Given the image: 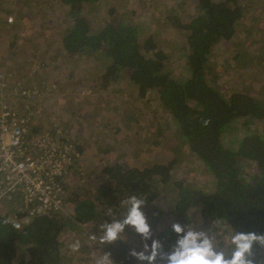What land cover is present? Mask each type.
<instances>
[{
    "label": "trees",
    "instance_id": "1",
    "mask_svg": "<svg viewBox=\"0 0 264 264\" xmlns=\"http://www.w3.org/2000/svg\"><path fill=\"white\" fill-rule=\"evenodd\" d=\"M191 1L194 13L188 19L182 15L184 4L179 11L164 17L184 32L188 76L175 77L171 73L164 64V51L158 48L151 33L144 32L140 22H131L126 17L122 0L105 5L109 18L98 28L92 27L86 11L96 13L99 9L92 7L99 4L102 7L100 0H61L71 18L61 43L67 55L97 53L96 58L104 63L99 87L118 81L126 73L140 97L154 89L161 107L170 114L172 129L178 131L181 140L187 143L189 154L196 156L209 175V188L174 177L178 157H154L152 153L149 156L152 159L133 165L114 160L103 166L106 177L94 194L74 200L69 215L64 212L14 214L10 202H5L0 207V264H65L59 240L65 224L73 229L91 224L93 231L103 225L105 230L109 224L123 223L131 214L132 198L143 201L140 210L150 225L151 239H143L142 244L148 248L157 240L165 251L171 250L177 239L174 223L187 229H192L193 222L200 223L193 230L203 225L215 224L214 229L225 225L231 229L230 239L238 234L264 235V100L235 87L224 93L209 78L216 68L211 60L216 44L220 40L234 42L237 25L243 24L247 17V7L261 6L264 12V4L260 0L248 1L245 6L244 0ZM261 57L264 59V54ZM23 86L44 90L43 85ZM133 117L131 114L123 117V124ZM237 120L245 125L241 131L235 124ZM258 120L262 127L255 123ZM68 136L82 153L81 139L74 133ZM105 147L107 151L109 143ZM81 157L70 165L72 169L79 165ZM170 188L173 200L169 210L156 203L147 205ZM131 230V226H125L116 241L103 243L112 264L144 262L131 254L133 250L143 251L138 242L141 234ZM19 248L24 255L15 260ZM229 249L232 251L227 255L231 256L236 245ZM251 251V258L260 264L264 246L254 242Z\"/></svg>",
    "mask_w": 264,
    "mask_h": 264
},
{
    "label": "rangeland",
    "instance_id": "2",
    "mask_svg": "<svg viewBox=\"0 0 264 264\" xmlns=\"http://www.w3.org/2000/svg\"><path fill=\"white\" fill-rule=\"evenodd\" d=\"M112 1L100 0L102 7H100V4L92 7L96 10L99 9L96 13H88L86 11L92 27L93 25L94 28L100 27L109 18L105 5ZM122 1V8L127 9L126 17H129L131 22H140V25L145 28L144 32L151 33L158 48L164 51L166 54L164 64L171 73L175 77L188 76L189 71L184 60V32L174 27L171 22H167L164 17L179 11L181 5L184 4L182 15H184V19H188V15L194 13L193 2L191 0L185 3H183V0ZM248 1L251 2L252 0H244V6L248 5ZM260 1L264 4V0ZM21 6H24V8ZM15 7L17 12L22 10V12L27 14L31 11L29 16L34 17L35 20H28L21 24L16 19L18 13L14 11ZM67 10V5L61 0H0V15L4 14V18L9 23L17 25L14 27L15 30L11 29L13 32H20V30L24 32L26 29H20V27H32L38 22L36 26L40 30L43 27H47L58 36L61 32H64L65 26H68L71 22ZM246 13L247 17L243 24L237 25L236 37L232 40L234 42L220 40L216 44L211 58L215 62L216 68L209 78L224 93H229L235 87L248 91L262 101L264 100V59L261 57V53L264 54V12H261V6L258 8L248 6ZM9 17H12V20H9ZM5 41V38L1 37L0 45ZM58 55L60 56L57 59L58 67L53 65L47 70L56 76L59 75L58 79H51L49 84L41 83L42 85L46 84L47 88L43 90V94L38 88L40 94L35 100L30 102L34 110V117L31 121L32 130L43 131L51 127L54 122H57L62 126L63 133L66 135L72 133L70 130L74 128V123L64 126L61 113L65 109H60L62 104H65V107H70L71 99L74 98V95H72L73 90L64 88V77H69V74L77 78V82H81L79 80L83 79L81 75L88 76L89 74L90 80L81 91L82 103L80 109L83 110L82 107H88V104L92 107V110H96L93 116L91 115L87 118L86 122H81L83 126L86 124V130L83 135L74 133L78 139L81 137V146L84 147V143H86L88 149L85 152L83 149L79 165L63 176V185L66 190L65 214L69 215L72 213L74 200L91 197L94 194L96 187L106 177L103 166L115 159H121L133 165L144 164L146 160L152 159L153 157H149L152 153H154V157H178L173 176L184 179L192 185H205L206 188H209V185H207L209 175L202 168V164L200 165L194 158L196 156L189 154L190 150H188L187 143L181 140L178 131L172 129L171 124H169L170 114L161 107L158 95L154 89L148 90L144 97H140L136 87L131 84L126 73H122L118 81L109 83L107 88L99 87L100 72L103 70L104 63L96 58L97 53L72 56L66 54L65 56ZM61 58H63L61 66L65 68L59 74ZM243 61L246 62L242 65ZM36 72L37 70L33 73ZM93 86L97 90L94 89L95 93L92 101L88 99V95L93 91ZM98 88L106 90H102L104 92L101 93ZM75 91L77 90L75 89ZM53 94H55V97ZM47 95H50V107H43V102H45ZM8 96L16 106L23 102L19 100L22 98L17 97L13 92H9ZM76 105L79 106L80 103L76 102ZM130 114L134 116L131 120L133 127L126 130L114 129L116 126H121L125 129L122 118ZM237 121L235 124L241 131L245 128V125L242 120ZM250 122L254 124L253 120ZM255 123L262 127L261 120ZM114 130L118 132L115 133ZM127 133L132 134L134 139L127 145L126 154L123 157H116L117 153L116 156L113 153L114 157H105L106 154H110V152L105 153V146L109 143L113 134L118 135L117 141H120V136ZM82 139L85 142H82ZM157 140L158 142H156ZM133 153L137 154V157H134ZM172 195V188H170L168 193L164 191L163 194L157 196L147 205L154 206L156 203L167 211L172 205ZM199 225L200 223L193 222L191 227L195 229ZM214 225L211 227L203 225L197 231L203 230L213 235L217 250L223 251L227 255L232 251L229 248H232L233 245L229 234L231 229L221 224L217 226V229H214ZM105 230H103V225L97 226L93 231L91 224L81 225L80 229H73V227H69L68 223L65 224L59 234L64 257L63 262L65 264H112L104 250L103 243L100 242ZM133 230L134 227H132L131 232H136ZM143 239L148 241L151 239V235L147 238L141 235L138 239L139 247H142L143 251L148 254L150 248L147 247L146 249L145 244H142ZM135 245L137 246V244ZM23 255V251L20 248L17 249L15 260L21 259ZM144 262L142 264H147V261ZM154 264L164 263L158 259L154 261ZM260 264H264L263 258L260 260Z\"/></svg>",
    "mask_w": 264,
    "mask_h": 264
},
{
    "label": "built area",
    "instance_id": "3",
    "mask_svg": "<svg viewBox=\"0 0 264 264\" xmlns=\"http://www.w3.org/2000/svg\"><path fill=\"white\" fill-rule=\"evenodd\" d=\"M9 92L24 99L21 107L9 99ZM39 94L36 87L11 84L0 67V207L10 202L14 214L64 212L63 176L81 155L57 122L32 132L30 102Z\"/></svg>",
    "mask_w": 264,
    "mask_h": 264
},
{
    "label": "crops",
    "instance_id": "4",
    "mask_svg": "<svg viewBox=\"0 0 264 264\" xmlns=\"http://www.w3.org/2000/svg\"><path fill=\"white\" fill-rule=\"evenodd\" d=\"M21 7L24 8V6ZM14 11L17 12L16 7L14 8ZM30 12L31 11H29V13L26 14L21 10L17 12L18 14L16 16V19H18L21 24L25 23L28 20H32V19L35 20L34 17L29 16ZM4 17H5L4 14L0 15V39L1 37H4L6 40L4 42L5 45L4 43L0 45V66L6 70L9 82L11 84H16L21 86L27 84L42 85L41 83L49 84L51 79H56V78L58 79L59 75L56 76L55 74L49 73V71L47 70L49 69L50 66L53 65H55V67H58L57 59L60 58L58 54H61L63 56H65L66 54V52L63 49L61 43V37H60V35H62L63 33L61 32L57 36L54 34L53 30L51 31V29H48L47 27H43L40 30V28L36 26L38 22L32 27H28V28L20 27V29H26V31L24 32L23 30H20V32H13L11 29L15 30L14 27L17 25H13L11 24V22L9 23ZM62 59L63 58H61L62 62H60V66L63 64ZM59 68H60L59 69V74H60V71L64 70L65 67L61 66ZM35 70H37V72L33 73ZM81 76H83V79L79 80L81 82H77L78 79L70 74L69 77L68 76L64 77L65 79L64 88H71L73 90L72 95H74V98L71 99L70 107H65L66 105L62 104L60 109L61 108L65 109V111H62L61 113V116L64 117V118L62 117L63 125L66 126L70 123L72 124L74 123V128L71 129L70 131L72 133H80L83 135V132L86 130L85 129L86 124L83 126L81 122L84 121L86 122L87 118L91 115L93 116L96 110H92V107L89 106L88 104H87L88 107L86 108L82 107L83 110L80 109L82 103L81 91L83 90V87L86 86L87 82L90 80L89 74L88 76H84V74ZM108 86H105L104 88H107ZM43 87L44 89H46L47 88L46 84H44ZM74 88L77 91H75ZM104 88L103 89L98 88V89L100 90L101 93H103L104 91L102 90H106ZM94 89L97 90L93 86L94 92L92 91L88 95V99L92 101H93V94L95 93ZM40 92L41 94H43V90L40 89ZM53 96L55 97V94H53ZM19 100H22L24 102L23 99H19ZM23 102L19 103L20 105L17 107H20L21 104H23ZM50 102H51L50 95H47L45 102H43V107H50ZM76 102L80 103V105L77 106ZM40 106L42 105L40 104ZM133 118H130L128 123L123 124L125 129H123L121 126L120 127L116 126V128L114 129H118V130L119 128L121 130L130 129L131 127H133V123L131 122ZM114 131L118 132L116 130ZM117 136L113 134L112 138L109 140V148L105 153L110 152V154H106L105 157H114L113 153H115V156L117 153L116 157H123V155L126 154L125 150L127 145L132 139H134L132 137V134L129 133L120 136L121 139L120 141H117ZM79 138L81 139V137ZM82 142L85 141L82 139ZM82 148L84 149V152L88 149L86 143H84V147L82 146ZM133 155L136 154L133 153Z\"/></svg>",
    "mask_w": 264,
    "mask_h": 264
},
{
    "label": "clouds",
    "instance_id": "5",
    "mask_svg": "<svg viewBox=\"0 0 264 264\" xmlns=\"http://www.w3.org/2000/svg\"><path fill=\"white\" fill-rule=\"evenodd\" d=\"M132 199L134 207L131 214L125 218L123 223L109 224L100 238L101 243L116 241L125 226H132L137 233L145 238L149 237L150 225L140 210L143 201ZM172 227L177 234V239L171 250L165 251L160 241L153 240L148 254L135 250L131 254L140 261H147V264H154L158 257L165 264H256V261L251 258L252 244L255 242L264 246V235L238 234L232 238L236 249L231 256H228L223 251L217 250L214 236L209 232L187 229L180 223H174ZM145 247L147 249L148 246Z\"/></svg>",
    "mask_w": 264,
    "mask_h": 264
}]
</instances>
